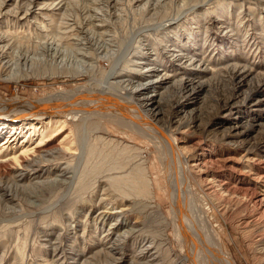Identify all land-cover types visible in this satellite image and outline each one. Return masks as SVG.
Returning <instances> with one entry per match:
<instances>
[{
    "label": "rangeland",
    "instance_id": "rangeland-1",
    "mask_svg": "<svg viewBox=\"0 0 264 264\" xmlns=\"http://www.w3.org/2000/svg\"><path fill=\"white\" fill-rule=\"evenodd\" d=\"M19 1L0 10V35L15 42L0 61L12 64L0 69V101H36L94 80L73 75L43 46L62 18L59 6L115 2L133 11L127 23L110 16L97 24L109 34L179 17L132 60L154 67L140 78L153 81L155 122L174 141L232 261L264 264V0H28V18L37 17L28 21L10 13ZM103 65L95 62L101 72ZM98 120L62 129L44 120L0 134L1 163L29 150L20 167L0 170V264H196L175 233L157 142ZM32 159L40 163L26 166Z\"/></svg>",
    "mask_w": 264,
    "mask_h": 264
},
{
    "label": "bare ground",
    "instance_id": "bare-ground-1",
    "mask_svg": "<svg viewBox=\"0 0 264 264\" xmlns=\"http://www.w3.org/2000/svg\"><path fill=\"white\" fill-rule=\"evenodd\" d=\"M7 1L0 0V10L5 8L6 5L4 4ZM19 4L16 3L10 12L19 17L18 20L37 19V17L28 18L31 15L28 13V0L19 1ZM148 7L146 4L142 10L144 15L152 11ZM119 8L121 9L120 12L118 11ZM59 10L62 20L59 18L49 25L51 30L54 28L52 30L54 32L51 34L53 37L46 41L43 46H46L45 49L48 48V45L51 46L49 48L54 61L59 59V64L74 68L73 75H87L94 80L86 85L56 92L36 101L1 100L0 134L12 133L14 128L18 129L20 126H23L24 129L26 126L31 130L35 123L40 124L44 120L52 122L54 126L60 125L59 129H62L64 124L69 121L84 123L91 120L100 121L98 119H101L125 127L147 131V136L151 135L152 140H155L159 145H157V150L161 153L168 186L172 193L174 228L179 242L189 249V256L196 264H235L229 256L230 252L226 248L224 238L220 236L214 225L215 222L209 215L210 209L205 208L206 204L204 206L200 202L201 200L193 195L187 169L180 161L174 141L155 122L158 112L149 105L150 94L155 92L152 86L153 81L147 79L142 81L140 78L145 76L142 74L143 72H153L154 67H142L132 60V55L137 56L142 45L145 42H150L149 36L151 34L158 28L165 30L166 23L179 17L170 19L159 24V26L148 24L149 20L144 19L141 20L139 27L127 24L120 33L109 34L97 24L105 23L104 19L109 21L110 16L118 20H125L127 23L128 16L133 14V11H129L127 15L124 7L118 3L93 5V2L88 1L82 5L68 3L59 6ZM111 10H113L112 15ZM142 12L136 11L135 14ZM4 35H0V61L6 59L4 54L11 56L12 52L7 53L9 45L15 47L13 45L15 42L13 41V43L12 40L7 39V35ZM42 39L46 40L47 38ZM49 41H51L50 44H48ZM160 41L162 42V40ZM5 42L8 45H4ZM54 45L55 48L52 47ZM10 59L8 60L9 63ZM98 61H102L104 64L105 70L102 72L95 67V62ZM9 63L6 61L4 65L1 64L0 69L8 70L12 65ZM120 67L122 68L119 69ZM128 70L134 71L136 74L131 76L126 72ZM96 71L101 73L99 79H96ZM117 90L119 94H117ZM57 129H54L53 132ZM14 133L12 134L14 135ZM40 135L39 142L43 140V135ZM11 139L12 136L9 134L4 145ZM24 142L25 147L27 143ZM27 147L5 163L0 162V170L5 165L20 167L22 161H25L29 156ZM39 151L38 149L34 152L38 159ZM34 161L36 159H32V163H27L26 166L33 165ZM36 162L40 163L39 161ZM24 168L26 167L24 166Z\"/></svg>",
    "mask_w": 264,
    "mask_h": 264
}]
</instances>
